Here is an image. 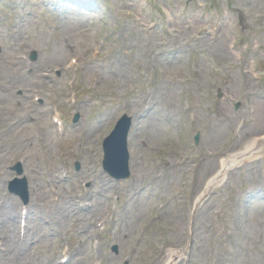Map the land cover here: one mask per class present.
Wrapping results in <instances>:
<instances>
[{
    "label": "rangeland",
    "instance_id": "rangeland-1",
    "mask_svg": "<svg viewBox=\"0 0 264 264\" xmlns=\"http://www.w3.org/2000/svg\"><path fill=\"white\" fill-rule=\"evenodd\" d=\"M57 1L0 0V26L24 28L18 44L0 37V182L20 161L42 186L18 264H50L62 234L74 264H166L181 251L172 264H264V0ZM32 51L26 74L19 56ZM70 56L87 67L74 87L102 116L70 106V72L42 76ZM51 105L65 116L64 141L55 142ZM122 114L133 121L130 176L116 181L102 170L101 142ZM250 143L254 157L207 190L220 158Z\"/></svg>",
    "mask_w": 264,
    "mask_h": 264
},
{
    "label": "bare ground",
    "instance_id": "bare-ground-1",
    "mask_svg": "<svg viewBox=\"0 0 264 264\" xmlns=\"http://www.w3.org/2000/svg\"><path fill=\"white\" fill-rule=\"evenodd\" d=\"M250 146H252V144H250ZM250 150H251L250 147L246 146V149H245L244 153H242L240 155H238V153H235V154H232V155H230V156H228V157H226L224 159H220L219 160V163L221 165L222 170H221L220 173L219 172L218 173L216 172L217 174L210 179V181L208 183V188L210 186H215L217 184H220L223 181L224 177H225V172L229 168H231L232 166H235L237 164H240L244 160H247V159H250V158L254 157L251 154V151ZM38 185L36 183H34V187H36L38 189L39 188L42 189V186L39 183H38ZM12 212H14V206L10 202L7 203V204H5L2 207V217L5 220L4 221V224L7 223V220L9 218L8 215H10ZM1 226L2 225H1V222H0V233L3 231V229L1 228ZM11 229H14V226ZM181 253L182 252H180V254H178V252H174V253L172 252L170 254L169 258H168L167 264H172L173 259H176V258L180 257L181 256Z\"/></svg>",
    "mask_w": 264,
    "mask_h": 264
},
{
    "label": "water",
    "instance_id": "water-1",
    "mask_svg": "<svg viewBox=\"0 0 264 264\" xmlns=\"http://www.w3.org/2000/svg\"><path fill=\"white\" fill-rule=\"evenodd\" d=\"M116 131L117 132L107 140V151L109 154L105 160V162H107L105 166L112 171L116 164L121 165L122 171L116 174L111 172V174L115 177H123L126 174L124 170L127 168V155L124 150L125 131H121L120 129ZM196 140L197 137H195V141Z\"/></svg>",
    "mask_w": 264,
    "mask_h": 264
}]
</instances>
